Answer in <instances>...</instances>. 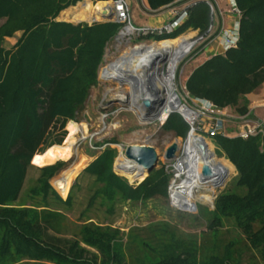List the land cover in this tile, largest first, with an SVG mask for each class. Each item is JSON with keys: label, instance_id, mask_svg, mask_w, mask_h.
Wrapping results in <instances>:
<instances>
[{"label": "trees", "instance_id": "1", "mask_svg": "<svg viewBox=\"0 0 264 264\" xmlns=\"http://www.w3.org/2000/svg\"><path fill=\"white\" fill-rule=\"evenodd\" d=\"M80 1L0 0V264H264L260 135L212 139L217 156L236 175L217 194L213 210L199 209L205 224L199 234L167 221L134 226L126 234L115 228L125 204L165 198L170 177L161 167L133 186L113 170L117 151L110 147L93 156L65 200L49 184L64 162L37 168V178L23 189L31 159L60 145L67 122L83 110L120 28L113 22L89 26L56 20ZM187 1L145 0L150 12ZM234 1L240 13L236 47L196 66L185 90L192 99L242 117L249 112L247 96L264 84V0ZM210 24L206 0H198L174 33L149 40L175 39L189 29L204 36ZM16 33H21L17 42L5 49V39ZM160 130L184 137L187 126L170 114ZM81 179L87 180L86 195L72 221L67 213L74 210Z\"/></svg>", "mask_w": 264, "mask_h": 264}, {"label": "rangeland", "instance_id": "2", "mask_svg": "<svg viewBox=\"0 0 264 264\" xmlns=\"http://www.w3.org/2000/svg\"><path fill=\"white\" fill-rule=\"evenodd\" d=\"M132 1V0H131ZM214 3V0H211ZM80 1L78 4L74 5L70 9H67L65 12L62 13L60 18L65 19V22L69 24H77L76 20L72 19V15L74 13H79L82 10V7L85 3L90 4V9L83 13L81 16L80 21L85 23V21L89 20V18L95 13L94 7L97 3H105V2H84ZM95 5V6H94ZM73 8V9H72ZM219 10H223L224 12H230V5H220ZM218 11V10H217ZM91 12V13H90ZM235 16H239L238 14L233 13ZM221 19L224 14H220L219 12L214 13ZM212 17V25L213 30L208 31L207 34L204 36L199 35L197 31L194 30H186L182 34H179L175 39L182 38L184 36L190 35L189 41H191L192 46L189 51L179 60L177 67L174 71V92L176 93L177 97L180 100L182 105H187L189 108L191 107V100L188 97L187 91L185 90V81L190 74V71L193 70L196 66L200 65L204 61H198L199 58L208 56L206 53L208 52L209 55L212 54L213 50L207 49V43L210 41L207 39H211L214 35V27L216 19ZM234 16V17H235ZM71 17V18H70ZM59 18V19H60ZM72 19V20H71ZM190 32V33H189ZM221 32L218 31L217 35ZM21 33H16L12 38H7L4 41V48L10 49L18 40ZM194 34V35H193ZM223 36V35H222ZM169 39V40H175ZM161 42H155L146 39H133L130 41H122L116 38L108 45L106 48V56H105V63L106 65L117 61L124 52L130 51L135 46L140 45H151L153 43L161 44ZM204 46L206 47L204 50ZM203 47V48H202ZM202 48V49H201ZM203 50V51H202ZM199 51V52H198ZM202 52V53H201ZM100 74V72H99ZM98 74V77H99ZM119 83V84H118ZM149 86V85H148ZM130 93V88L124 82H117L116 81H100L98 78V85L89 91V96L85 103V106L82 111L77 113L75 118V123L80 126H84L86 130V135L84 139H81V134L77 133L76 135V143L75 148L76 152L71 156L69 160L63 161L59 160L53 164L58 162H64L65 166L60 169L56 173L54 177H52L49 181L50 186L53 190L58 194V196L65 200L68 196V193L72 186L74 185L75 179L80 175L82 170L87 167L94 159V155H97L98 151L104 149L105 147L113 148L117 151V156L114 161L113 170L118 168L117 165L123 160L118 159V155L122 152V149L128 146H150L153 147L158 155L160 156L159 162L157 164V168L159 169L162 167L163 163V155L174 142H180V150L184 147V144L187 140L188 133L190 131L189 125L186 123L182 114L179 113H172L177 114L181 117L182 121L187 126V131L185 136L183 137H173L168 134H163L160 128L163 124L160 123L159 119H150L145 118L141 119L138 112L132 110L128 103V95ZM254 93V92H253ZM252 94V93H251ZM249 94V95H251ZM248 97V96H247ZM248 99V98H247ZM252 114H256L258 118L263 116V108L255 109ZM251 118V117H250ZM232 122V121H231ZM228 125V130L233 131L235 130L236 123L234 121ZM69 121L67 122L65 128L62 131H65V137L60 145L64 143L68 135L67 126ZM62 133V132H58ZM114 140L115 142H111ZM207 144H211L212 151L215 155L217 162L223 167L224 171L228 174L224 187L216 189L215 193L212 194V200H215L217 194L222 191L225 186L235 177L236 171L233 167V172H230L226 166L224 165V161H227L223 157L217 156V148L213 145L212 140L204 139ZM60 145H53V146H60ZM100 146V147H99ZM179 150V151H180ZM39 156V155H38ZM35 156L30 161V167L27 171V177L24 182L23 189L27 188L30 185V181L36 179L38 176L37 168L45 167V166H38L37 165V158ZM84 158L79 168L76 170V173L70 183L67 193L64 196H61L53 187L52 181L59 176L63 171L67 168L76 164L80 157ZM229 162V161H228ZM51 164V165H53ZM49 166V165H46ZM118 175L125 177L128 182L130 181L128 177L116 171ZM138 175L134 180H138L137 182H133L130 184H136L139 180L145 175L142 172H137ZM147 175V174H146ZM145 175V176H146ZM144 176V177H145ZM132 180V181H134ZM87 180H79L80 190L75 191V206L72 212L67 213L69 219L72 221L78 220V216L80 215L81 211V203H84V197L86 195V183ZM84 184V185H83ZM169 184V182H168ZM136 186V185H135ZM168 186V185H167ZM180 208L184 207H191L195 204V207L192 209L180 210L173 208L168 200L167 197V189H166V197H156L152 200L144 204H125L119 211V214L113 224L115 228L120 230L122 233L126 234L131 227L138 226L143 227L152 222L158 221H167L170 222L172 225H176V227L184 232L188 233H195L199 234L205 230V224L203 220L198 218V212L200 208H206L208 210H213L209 207L208 203L197 202L196 200L185 201L180 199ZM214 208V206H213Z\"/></svg>", "mask_w": 264, "mask_h": 264}, {"label": "bare ground", "instance_id": "3", "mask_svg": "<svg viewBox=\"0 0 264 264\" xmlns=\"http://www.w3.org/2000/svg\"><path fill=\"white\" fill-rule=\"evenodd\" d=\"M105 7H107V4L97 3L94 10L96 13H100ZM89 9L90 4L85 3L79 13L72 15V19L80 20L82 14ZM190 38V35H187L175 40H164L161 44L153 43L151 45L136 46L130 51L124 52L117 61L104 68L101 78L116 81V83L124 82L129 86L130 93L126 100H128L130 108L139 113L141 119L149 117L150 119L163 121L168 113L174 111L185 117H192V113L179 102L173 84V73L177 64L193 44L189 41ZM146 99L154 101L156 109L149 112L143 106V101ZM66 129L68 135L64 143L60 146H52L39 155L37 158L38 166L51 165L59 160L66 161L75 154L76 135L80 133L81 139H84L86 135L85 127L69 123ZM199 141L205 146L206 153H203L199 148ZM177 144L180 146L179 141H177ZM82 161H84V158L81 156L76 164L67 168L52 181L54 189L61 196L67 193L76 170ZM205 165H209L213 169L216 178L203 179L202 170ZM117 167L119 172L128 177L130 181L137 177L138 171L145 174L143 168L130 163L126 159H123ZM178 171L185 176V180L180 183V186L173 188V192L202 203H210L212 193L228 177L223 167L217 162L211 144H207L204 139L196 134H191L186 142L185 154L180 164H178Z\"/></svg>", "mask_w": 264, "mask_h": 264}, {"label": "built area", "instance_id": "4", "mask_svg": "<svg viewBox=\"0 0 264 264\" xmlns=\"http://www.w3.org/2000/svg\"><path fill=\"white\" fill-rule=\"evenodd\" d=\"M127 2L128 0H112V1L105 2V4H107V7H105V9H109L110 14L112 15L111 21L113 23H117L120 25L119 31L117 35L115 36V38L118 40H122V41H130L133 39L149 40V39H154L157 37L171 35L176 30V26L179 22L178 20L182 17H186L187 10L191 6L195 5L196 2H198V0H190V1L184 2L183 4H181L182 7L179 9L172 8L170 11L171 20L168 23L160 27H136L134 26L130 21V9H129ZM206 4L209 7L210 16H211V24L208 28V31L210 32L213 30L212 17L214 16V13L216 14V12L218 11H217V4L215 1L213 3V2H209L208 0H206ZM228 5H230L231 14L235 13V14L240 15L239 11L236 8V4L234 0H228ZM104 10H102L101 12H103ZM97 14L98 13L95 12L89 18V20L85 21V24L90 26L95 23H101ZM236 17L239 18V16L237 15ZM58 21H65V19L63 17V18H60ZM76 22L77 24L82 23L80 20H76ZM221 33L224 38L223 45H222L223 50L226 51L228 49L235 48L237 40H238V23L235 24V27L232 31L226 32L225 30H222ZM108 65H106L105 63L100 69L99 71L100 74L98 73L99 74L98 78L100 81H108V80H104L103 78H101L102 70L106 68ZM173 78H174V75H173ZM189 98L191 100L190 108L187 105L181 104L187 110H189L193 115L192 117L191 116L185 117L184 115H182L186 123L190 127L187 140L188 138H190L191 134H196L202 139L208 138L209 140L210 139L212 140L213 138L218 137V136H221L227 139L240 138L242 140H246L250 137H254L257 135H260L264 138V105H262L263 116L260 118H258L256 114H252L254 109H250L249 107H248L249 112L245 116L232 117L228 115L225 110L217 108L216 106H214L212 103L208 101L192 99L191 97ZM165 121H166V118L163 121H160V123L164 124ZM231 121L232 122L234 121V123H236L237 125L235 126V130L233 131L228 130L229 127L227 124H229ZM186 142L184 144V147L181 148V150L179 151L177 158L175 160H173L172 162H165L164 160L162 161L163 163L162 167L164 168L165 172L169 174V177H170L169 184L167 186V197H168L169 203L173 208L180 209V210H186L187 208L182 209L179 207L180 201H179L178 195H173L172 189L180 186L181 185L180 183L183 180H185V176L178 171V164H180V161H182L184 157ZM121 158L125 159L122 155V152L119 153L117 160ZM114 171L116 174H118L116 171L119 172V169L118 168L115 169L114 167ZM141 180H139V182ZM137 181L138 180L129 181V183H133ZM138 183L131 184V185L135 186ZM215 191L212 194H214ZM213 202L214 200H211V202L208 203L211 209H213ZM194 207H195V204H193L190 209Z\"/></svg>", "mask_w": 264, "mask_h": 264}, {"label": "crops", "instance_id": "5", "mask_svg": "<svg viewBox=\"0 0 264 264\" xmlns=\"http://www.w3.org/2000/svg\"><path fill=\"white\" fill-rule=\"evenodd\" d=\"M82 1L91 2L89 0H82ZM214 1L217 4L218 12L220 14L221 13L224 14V16H222L220 20H219V17L216 16V22L214 23L215 24L214 35L212 36V38L210 39V41L207 43V46H206L207 49L211 48L213 50V52L210 55L207 52L206 54L208 56L199 58L198 61H200V62L202 60L205 61L208 58H210L216 54H221L223 52V46L222 45H223L224 38L222 36V33L217 35V32L218 31L222 32V30H225L226 32H230L234 29L235 24L238 23V21H239V18L236 17L235 15L231 14L229 11L224 12L223 10H221V11L219 10V7L221 4L222 5H225V4L228 5V0H214ZM84 2H83V4H84ZM91 3H93V2H91ZM127 3L129 6V9H130V21L136 27H160V26L168 23L171 20L170 11L172 8L179 9L182 7L181 4L175 5V6H166V7L160 8L156 12H150V10L147 7L145 0H132V1L128 0ZM61 15L56 19L57 21L59 20ZM186 18H187V16L182 17L178 20L179 22L176 26V29H178L183 24V22L186 20ZM206 47L204 46L203 50ZM247 98L249 101V108L250 109L255 110V109L262 108V105H264V84L260 88H258L254 93H252L251 95H248Z\"/></svg>", "mask_w": 264, "mask_h": 264}, {"label": "water", "instance_id": "6", "mask_svg": "<svg viewBox=\"0 0 264 264\" xmlns=\"http://www.w3.org/2000/svg\"><path fill=\"white\" fill-rule=\"evenodd\" d=\"M97 16L99 17L101 23L112 22L111 21L112 15L110 14L109 9H105L103 12L98 13ZM137 85H139V83H137ZM143 106L149 112L156 109L155 102L152 100H147V99L144 100ZM172 113H179V112L174 111V112L168 113L166 119ZM69 123L72 125L76 124L75 120H70ZM198 143H199L198 145L201 151L203 153H206V148L202 144V142L199 141ZM179 150H180V146H178L177 142H174L170 147H168V149H166L163 155V160L165 162H172L173 160L177 158ZM122 155L130 163L143 168L145 175L157 168V164L160 158L156 150L150 146H136V145L128 146L122 149ZM202 177L203 179H214L216 178V173L213 171V169L209 165H205L202 170ZM226 179L222 181L221 184L217 187L218 188L223 187L226 182ZM263 186H264V182H263Z\"/></svg>", "mask_w": 264, "mask_h": 264}, {"label": "clouds", "instance_id": "7", "mask_svg": "<svg viewBox=\"0 0 264 264\" xmlns=\"http://www.w3.org/2000/svg\"><path fill=\"white\" fill-rule=\"evenodd\" d=\"M161 42V41H160Z\"/></svg>", "mask_w": 264, "mask_h": 264}]
</instances>
